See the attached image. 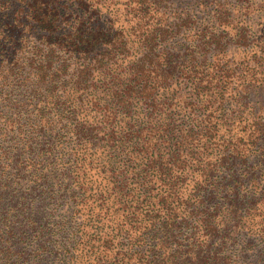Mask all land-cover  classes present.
Wrapping results in <instances>:
<instances>
[{
    "label": "trees",
    "instance_id": "1",
    "mask_svg": "<svg viewBox=\"0 0 264 264\" xmlns=\"http://www.w3.org/2000/svg\"><path fill=\"white\" fill-rule=\"evenodd\" d=\"M255 6L0 0V264H264Z\"/></svg>",
    "mask_w": 264,
    "mask_h": 264
},
{
    "label": "rangeland",
    "instance_id": "2",
    "mask_svg": "<svg viewBox=\"0 0 264 264\" xmlns=\"http://www.w3.org/2000/svg\"><path fill=\"white\" fill-rule=\"evenodd\" d=\"M257 3H261L262 0H256ZM252 12L247 20H249V24L251 26L252 31H257L258 35H263L264 39V10L257 9V6L252 8ZM239 52V51H238ZM247 55L246 59L244 60L243 67L245 69H249L254 71H258L257 76L261 79V82L264 81V40L262 42H254L250 43L247 47ZM261 73H260V72ZM260 73V74H259ZM259 83V82H258ZM253 93L249 95L250 101L246 98L245 101H248V107L251 108V112L249 114V120L251 122H255L259 124V121L264 123V86H261V90L259 87L253 88ZM250 91V90H249ZM248 95V94H247ZM250 102V103H249ZM252 112L256 114V118L253 121L251 119ZM228 128H230L227 125ZM231 127H235V124H232ZM257 147L251 150V153L257 152ZM252 162V161H250ZM264 180V175L262 176ZM261 181V179H260Z\"/></svg>",
    "mask_w": 264,
    "mask_h": 264
}]
</instances>
